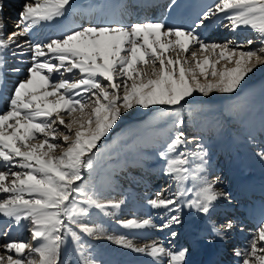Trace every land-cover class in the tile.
<instances>
[{
	"label": "snow or ice",
	"instance_id": "obj_1",
	"mask_svg": "<svg viewBox=\"0 0 264 264\" xmlns=\"http://www.w3.org/2000/svg\"><path fill=\"white\" fill-rule=\"evenodd\" d=\"M4 7L0 0V87L10 48L21 49L13 56L30 55V66L7 110L0 112V216L9 221L0 226V264H65L62 252L69 240L79 264H98L85 237L147 255L153 264H188L187 247L166 246L160 239L138 246L134 238L111 234L94 222V210L115 219L125 201L107 199L83 183L84 172H92L93 150L124 113L135 106H164L159 115L169 121L170 135L158 155L175 191L169 185L147 201L163 211L162 223L152 216L116 223L127 230H169L175 239L184 208L208 215L226 199L218 190L219 177L208 176L207 149L183 130L182 113L194 93H234L264 66V0H213L191 26H170L161 19L63 28L55 38L28 41L27 49L19 39L66 18L73 0H24L11 32ZM212 18L233 32L249 29L255 39L208 43L199 29ZM257 41L259 47H253ZM257 155L264 160V149ZM210 223L221 239L235 227L231 220ZM14 227H24L30 239L14 238ZM235 255L240 264H264V222Z\"/></svg>",
	"mask_w": 264,
	"mask_h": 264
},
{
	"label": "bare ground",
	"instance_id": "obj_2",
	"mask_svg": "<svg viewBox=\"0 0 264 264\" xmlns=\"http://www.w3.org/2000/svg\"><path fill=\"white\" fill-rule=\"evenodd\" d=\"M5 1H8V0H4V2ZM17 1L20 2L23 0H17ZM111 1L112 0H96V1L79 0L73 3V6L76 8V10H73V11L77 12L76 13L77 16L73 17V21L77 22L78 26L80 25L86 26L89 23L95 24V23H107V22H117V21L126 23V20H128L129 18L131 19V23L142 21V20L164 19L166 20L167 24L170 26H173V25L174 26H180V25L191 26L198 19L199 15L202 14V12L206 9V7L213 3V0H203V3L206 5L202 6L198 11H196L194 15L193 14V9L195 5L194 0H179L180 2L171 8L168 6V3L171 2V0H152V1L146 2L145 4L140 3V1L138 0H115L114 2H111ZM119 2L120 4H118ZM106 3L108 4L103 7V5ZM8 4H10L9 1L5 2V7L9 6ZM10 6H11V10L13 14H16L17 12V15H18V13H20L22 9V8L18 9L17 5H10ZM5 7L4 9H6ZM105 10L107 11L108 15L105 13ZM184 11L185 13H183ZM67 17H71V12L69 13ZM66 18H62L61 20H59V22L54 23L57 26L51 27V31H52L51 37L55 38L60 33L61 29H60V26H58V24L63 22ZM18 19L19 18L17 17V20ZM9 22L11 24H14V21L12 20ZM223 23H227V21H224ZM50 26L51 24H45V27H50ZM210 26L212 27L210 28ZM227 30L228 28L222 27L220 20H218L217 18H212L210 21H207L206 26L199 29L200 32H203L202 36L208 43L216 42V41L218 42L219 40H221L223 37H220V35L223 34ZM248 30L249 29H241L240 31H238L237 34L239 33V35L235 37V39H237L239 42L243 41V43H245L246 39L249 38V36L247 35L249 32ZM28 36L30 35H27L25 37L23 36L19 39V43L23 45L24 49H27L28 47V43H27ZM227 36L231 37L232 35H227ZM250 38H253V37L250 36ZM256 45H259L258 42L256 43ZM13 51L19 53L21 49L16 48L15 46L9 49L10 57H15L17 59V63H25V62L30 63V55L20 56L19 54H17L16 56H13L12 55ZM262 67L264 66H261L260 69H262ZM196 98L197 97L193 95L192 97H189L187 99L193 100ZM151 107H155V106H150V108ZM256 116L253 115L252 118H249L244 123V126H246V128L244 129L246 130V133L244 134V132H240V134L237 135V139L235 138V140L234 139L231 140L228 136V138L230 139L229 140V139H226V136H223L220 134L221 136L219 135L218 138H215L213 142L211 141V143H209L210 146H214V145L217 146L216 150L214 149L212 150L211 149L212 147L210 146H209L210 148H208L209 149L208 151H210L208 152L209 166H211L212 164L214 165L215 158L216 160H218L223 151H225L226 153L227 152L233 153L232 151L229 150L233 146V148L237 150L236 153L238 152L236 154L238 156V160H237L238 167L240 168L241 166L242 169L243 168L247 169L248 165H252L253 169L248 170L249 175H250L249 178L253 176L252 175L254 174L253 171H256L255 173H257L261 178H264V160H262L257 155L259 151L264 149V116L262 115L260 117H256ZM195 137L197 136L195 135ZM153 138L154 137H152V139ZM156 138L158 139V137ZM163 138H165V140L167 139L163 135L161 136L160 140L163 141L162 140ZM149 139L151 138H148L147 141H149ZM147 141L144 139L140 140L138 143L137 142L135 143V146L143 147L144 149H146V145L149 144V142ZM158 141L159 140H156V142ZM161 141L157 144H152L148 147L155 148L154 150H152V152L155 150L159 152L161 148L160 145L161 146L163 145ZM153 142L156 143L155 141ZM147 151L150 152V150H147ZM158 162L159 160L156 161V159L149 160L147 158L146 159L143 158L140 161H138L134 158H129V159H126L124 162L123 160L119 162L117 161L115 165H112L111 167H108V168H104V170L102 171L103 173L102 181L104 183L100 181V184H98V187L100 189L98 191L102 192L104 197L107 199L125 201L119 215L115 219L111 217H106V216L102 217L98 215V218H100L98 219L100 224H103L105 227L109 226L113 228V231L111 234L127 235L129 238L133 237L131 236L132 235L131 232L133 233V231L121 228L116 223L117 219H132L133 217L143 219V218H147L148 216H152L154 219V222H156L157 218L159 217L160 212L162 211L151 208V206L148 205L147 201L151 199L157 191L161 190L163 188V185L167 181V175L163 173L164 166L161 164H158ZM155 163L157 165L153 167V171L150 170L149 167H146L147 165L155 164ZM220 167H224V165H221ZM223 169L227 170V168H223ZM228 169L230 170V167ZM232 173L236 174L233 171ZM215 174L216 173H213L212 177L215 176ZM249 178L244 177V179H246V182L250 181ZM223 179H224V175H223ZM225 179H226V176H225ZM258 179L264 180L260 178ZM241 182H245V180L244 181L241 180ZM227 184L230 185V182H227ZM234 190H236V188H234ZM228 207H230L228 204L225 207L224 202L217 201L214 208L211 210L210 215L203 216L206 219L201 220L199 229L196 230L197 234H193L191 230L192 226H188L187 227L188 229L186 230V232L184 230V235H185L187 243H188V240L194 239L196 237L203 239L201 243L206 244V247L204 246L205 247L204 250H206L208 247L210 249H213L209 258H215L217 254L219 253V249L217 248L219 246L215 244L217 242L214 243V240L211 236V232L205 230L206 229L205 223H207L208 217L212 219H214L215 217L217 219H220L219 217L222 214V211L226 210ZM188 209L189 208H184L183 211H187ZM227 211H230V210L227 209ZM221 218H223V220H221V222H218L217 223L218 225L226 222L227 220L224 217H221ZM1 219H4L6 223H9V221H7L2 216H0V220ZM209 224H211L210 221H209ZM0 226H2L1 221H0ZM26 231L27 230L24 227H14L11 234L14 236V238L18 240H26V238L30 235V233L28 232L29 235L27 236ZM140 231H142V233ZM140 231H139L140 235L138 238L141 241L138 240L137 242L139 243L135 242L136 244H139V246H143L145 243H151L153 239L161 240L162 239L161 237H163V236L159 237V235L157 234V232L153 230V228L142 229ZM137 236L138 235L136 234V237ZM29 239H30V236H29ZM86 241L95 246L94 251L92 252L94 254L95 259L98 261V264H153V260L151 257L141 254V253L134 252L130 249H125L106 239H99L98 241L96 240L97 242L95 241L93 243H91L92 242L91 240L88 241L86 239ZM1 242H3V238L1 239ZM201 243L197 245L200 246ZM179 244H184V242L182 241ZM186 246L187 248H190L189 249L190 253L187 258L188 260L189 257H191L192 254L194 255L195 253L194 247H193L195 245L188 243ZM201 249H199V251H203ZM204 260L205 259H203V262ZM197 264H200V261H198Z\"/></svg>",
	"mask_w": 264,
	"mask_h": 264
},
{
	"label": "rangeland",
	"instance_id": "obj_3",
	"mask_svg": "<svg viewBox=\"0 0 264 264\" xmlns=\"http://www.w3.org/2000/svg\"><path fill=\"white\" fill-rule=\"evenodd\" d=\"M77 1L79 0H73V3ZM211 27L212 26H210V28ZM12 29L13 28H11V30ZM238 31H236L235 33L228 29L227 31H225L223 34L220 35V37L223 38L218 42L217 41L216 42L225 43L228 40L235 39V37L239 35V33L237 34ZM248 31H247L248 32L247 35L249 36V38L250 36H252L253 39H255V33L251 32L250 30ZM201 33L203 34V32ZM227 35H232L233 37L232 36L229 37ZM216 42H210V43H216ZM240 42L243 43V41ZM253 47H259V45L255 44V46ZM223 63L224 62L222 61L221 64ZM260 67L261 66H258L253 73H250L248 77H246L245 80L242 81L240 88H238L237 91L234 93L224 94V93L213 92L208 96H204L203 94L196 92L193 94L195 97H197L196 99L193 100L187 99V102L184 103V108L182 113L185 121L183 130L186 132L190 140L196 135L197 136L195 137L196 141L202 142V144L204 143L203 145L207 149V151L209 150L208 148L210 147H212L211 148L212 150L213 149L216 150L217 146L215 145L210 146L209 143H211V141L213 142L215 138H218L220 134L226 136V139L230 138L231 140L232 139L235 140V138L237 139V135L240 134V132H244V134L246 133V130H244L246 128V126H244V123L249 118H252L253 116L252 114L264 116V67H262V69H260ZM164 110H165L164 106H155L149 109H143L139 106H135L133 109L124 113L121 117V120L117 122V125L114 126L113 129L110 130L108 135L102 138V140L98 143L97 149L93 150L94 152L97 153L95 159V166L91 173L85 170L83 183L91 184L97 190H99L100 188L98 187V184H100V181H102V176H103L102 171L104 170V168L111 167L112 165H115L117 163L116 160H118L119 162L124 159H127V157L134 158L138 161H140L143 158L144 159L147 158L149 160L156 159V161L159 160L158 164L164 166V162L159 157L158 151L155 150L152 152V150H154L155 148L148 147L152 144L159 143L161 141L160 140L161 136L164 135L166 138H168V136L170 135L169 121L165 118H160L159 115ZM152 137L154 138L152 139ZM156 137H158V139ZM148 138L151 139L147 141ZM143 139L149 142V144L146 145V149L139 146L136 147L135 143L136 142L138 143L140 140ZM156 140L159 141L156 142ZM162 140L163 141L161 142L164 143L165 138H163ZM153 141H155L156 143H154ZM147 150H150V152L152 153H150ZM229 150L232 151L233 153L231 152L226 153L225 151H223L219 159L217 158L218 160H216L215 158L214 165L212 164L213 166L211 165L208 168L209 178L215 179L216 177H219L220 183L218 185V190L227 194L226 199L222 198L219 200L224 203L227 201H233V199H230L228 196L231 193L233 194L231 188L238 187L239 185L241 186L239 182L241 180L246 181L244 177L245 178L250 177L248 170L253 169V167L252 166L250 167L249 165L247 169L246 168L242 169L241 166L239 168L237 163L238 156L236 155L238 153V152L236 153L237 150H235L233 146ZM208 158L209 157H207V159ZM219 165L220 166L224 165V167H220ZM229 167L230 170L228 169ZM223 168H227V170H224ZM232 171L235 172L236 174L232 173ZM225 172L228 174H226ZM255 172L256 171H253L255 175L252 174L253 176H251V180L257 179V174ZM213 173L216 174L215 176L212 177ZM222 174L224 175V179ZM227 182H230V185H228ZM102 183L104 182L102 181ZM169 185H171L170 190L175 191V184L173 183L171 178L167 176V181L163 185L162 189H169ZM234 203L237 204L236 202ZM98 215L102 217L104 216L103 214L94 210L91 219L99 223L98 219L100 218H98ZM181 215H182L183 223L179 226H174V230L178 232V236L175 239H172L170 237L169 230L159 231L157 229H153L155 232H157L159 237L163 236L161 237L162 238L161 240L165 241L166 246L169 245V246L177 247L175 245L177 239L180 243L183 241L184 246H186L188 243L193 245L194 242L195 243L197 242V244H199L203 240L199 237H196L194 239L188 240L187 243L184 235V230L186 232V230L188 229L187 227L192 226L191 230L193 234H195L196 228L199 229L201 220L206 219L203 217L204 214L197 212L195 209H188L187 211H183ZM208 215H210V213ZM162 216H164L163 211L160 212L159 217L155 222L156 224L162 223L161 220ZM106 228L108 229L109 233H112L113 231L112 227L106 226ZM243 229L247 231L249 230L246 227H243ZM132 231L133 233L131 232L132 234L131 236H133L132 238H134V242L139 243L137 241L138 240L141 241L138 237L140 235V232L142 233V231L140 230H139L140 232L138 230H132ZM233 231H236V228H234ZM26 234L27 236L29 235L28 231H26ZM136 234L138 235L137 237ZM29 236H28V240H29ZM85 239H87L88 241L91 240L92 241L91 243L97 240L88 237H85ZM169 240H171V244H168ZM174 240H176L175 243H173ZM214 240H216V238H214ZM197 244L195 245L196 246L195 248H197L198 250L203 248L204 246L206 247V244L204 243H201L200 246H198ZM219 244L223 245V243L220 242ZM90 245L92 251H94L95 246L93 244ZM137 245L139 246V244ZM205 247L201 250L204 251ZM192 257L199 258L197 255L194 256L192 254V256L189 257L188 259V264H194L196 261L199 260L197 258L196 260ZM62 259L64 260L65 264H79V257L76 253L75 245L70 240L62 252Z\"/></svg>",
	"mask_w": 264,
	"mask_h": 264
}]
</instances>
